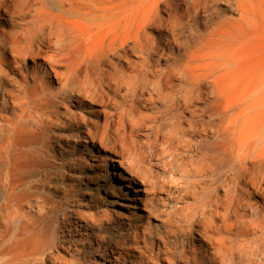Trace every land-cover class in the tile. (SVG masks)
I'll return each mask as SVG.
<instances>
[{"label":"bare ground","instance_id":"1","mask_svg":"<svg viewBox=\"0 0 264 264\" xmlns=\"http://www.w3.org/2000/svg\"><path fill=\"white\" fill-rule=\"evenodd\" d=\"M176 1L0 0V23L11 28L0 32V264H44L51 257L49 211L41 205L36 215L26 212L35 199L30 191L40 189L27 187V179L43 169L40 150L49 138L48 123L57 115L56 100L67 93L102 104L103 124L94 131L76 128H86L81 136L101 144L113 134L142 184L156 183L151 158L157 152L171 181L186 184L191 202L169 207L171 202L150 201L149 215L173 212L180 220L193 219L221 264H264V106L240 96L235 82L250 78L251 57L238 45L239 30L249 24L247 4L181 0V13ZM222 1L235 5L239 20L216 21L213 8ZM72 17L97 27L98 46L80 52L89 34ZM198 18L205 22L198 25ZM26 58L35 63L30 76L20 71L23 66H12ZM52 78L59 85L55 94L47 87ZM156 100L163 102L156 113H139L140 105ZM111 108L118 112H107ZM140 130L147 132L148 151L137 142ZM161 224L163 231L128 234L138 264L184 263L183 231L170 219ZM234 235L242 245L232 253L225 245Z\"/></svg>","mask_w":264,"mask_h":264},{"label":"rangeland","instance_id":"2","mask_svg":"<svg viewBox=\"0 0 264 264\" xmlns=\"http://www.w3.org/2000/svg\"><path fill=\"white\" fill-rule=\"evenodd\" d=\"M244 1L247 4L249 24L239 30L241 35L238 45L246 47L251 57L248 65L250 78H240L235 82L239 85L240 96L259 100L264 106V84L260 81L264 74V0ZM176 2L182 5L183 13V1ZM213 9L219 14L216 21L239 20L240 12L235 9L234 4L222 1ZM70 20L89 34L86 36L87 41L79 48L81 53L98 46L99 30L95 25L77 17ZM196 22L202 25L205 19L198 18ZM9 30V22L4 20L0 23V32ZM146 33L151 38H157V33L153 30L148 29ZM8 58L12 60L10 54ZM119 61L128 72L132 71L133 67L128 62L121 59ZM119 61L116 60L115 63ZM129 61L138 63L139 59L130 56ZM34 64L26 58L22 63L12 66L14 69L23 66L20 71L30 76ZM162 64L165 66L167 63ZM13 78L15 81L21 80L19 76L13 75ZM47 87L53 94L59 90L55 78L49 81ZM124 93L123 89L118 97L121 102ZM56 106L57 115L48 123L49 138L44 139L40 150L43 169L40 168L32 179H27V187L36 184L40 189L30 191L35 199L30 201L26 212L36 215L41 205L44 212L49 211V225L45 234L53 240V246L50 250L51 257L44 264H138L136 254L131 253L134 245L128 242V234L132 236L137 229H147L151 233L155 230L163 231L161 223L166 219L180 226L183 231L186 259H183L182 264L222 263L219 259L214 260L212 253L216 250L200 238L196 231L197 223L193 219L180 220L179 215L173 212L169 217H160L149 215L146 211L145 205L150 201L159 203L158 205L171 202L168 206L172 207L177 201L189 203L193 198L186 193V184L182 180L171 181L163 172L164 161L159 158L158 152L151 158L156 183L142 184L136 178V171L128 167L124 147L115 140L113 134L101 144L99 140L92 142L91 138L84 139L81 136L86 128H76V125H86L94 131L96 124H103L100 102L80 99L76 93H67L56 100ZM140 106L141 115L151 116L163 106V102L156 100ZM107 112L114 114L118 110L111 108ZM146 134L145 130H140L137 142L148 151ZM107 156L112 158V163L106 160ZM113 172H118L127 181H120ZM175 176L177 178L178 174ZM127 185L128 188L125 187ZM38 197L43 201H37ZM218 237L217 235L216 238ZM230 237L234 241H227L226 248L229 252H238L242 245L241 237ZM228 258L232 262L236 261L233 255H228Z\"/></svg>","mask_w":264,"mask_h":264}]
</instances>
